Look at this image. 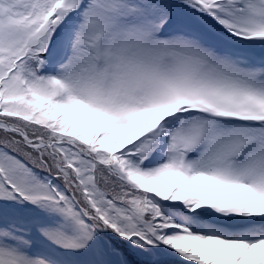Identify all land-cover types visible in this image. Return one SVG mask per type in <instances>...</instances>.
Masks as SVG:
<instances>
[{
  "label": "snow or ice",
  "instance_id": "obj_1",
  "mask_svg": "<svg viewBox=\"0 0 264 264\" xmlns=\"http://www.w3.org/2000/svg\"><path fill=\"white\" fill-rule=\"evenodd\" d=\"M0 264H264V0H0Z\"/></svg>",
  "mask_w": 264,
  "mask_h": 264
}]
</instances>
